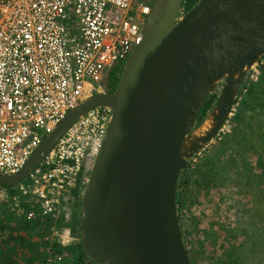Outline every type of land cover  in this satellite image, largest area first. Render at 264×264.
Returning a JSON list of instances; mask_svg holds the SVG:
<instances>
[{
    "label": "water",
    "instance_id": "95a60500",
    "mask_svg": "<svg viewBox=\"0 0 264 264\" xmlns=\"http://www.w3.org/2000/svg\"><path fill=\"white\" fill-rule=\"evenodd\" d=\"M151 0L113 92L78 104L45 137L21 184L78 119L110 113L86 183L79 246L91 264H191L183 242L179 179L221 132L240 89L264 56V0ZM219 89L200 124L205 103Z\"/></svg>",
    "mask_w": 264,
    "mask_h": 264
},
{
    "label": "built area",
    "instance_id": "2783aa9c",
    "mask_svg": "<svg viewBox=\"0 0 264 264\" xmlns=\"http://www.w3.org/2000/svg\"><path fill=\"white\" fill-rule=\"evenodd\" d=\"M150 2L0 0V175L19 173L69 112L107 93L103 81L130 57ZM109 119L103 108L87 112L26 178L28 184L15 186L37 210L28 219L58 221L61 197L86 186L84 162L95 160ZM50 231L51 245L78 247L79 230L53 226ZM64 256L49 249L46 263L57 264Z\"/></svg>",
    "mask_w": 264,
    "mask_h": 264
},
{
    "label": "rangeland",
    "instance_id": "374dc122",
    "mask_svg": "<svg viewBox=\"0 0 264 264\" xmlns=\"http://www.w3.org/2000/svg\"><path fill=\"white\" fill-rule=\"evenodd\" d=\"M182 13H186L184 12V6ZM258 67L249 73L247 77L248 84L257 82L259 78ZM113 71L117 73V69ZM108 84H110V81H103L104 88ZM218 90L216 89L215 96L218 95ZM231 117L232 113L229 119ZM228 120L212 143L200 151L190 162L182 174L181 181L184 179V173L188 169L194 170L196 165L198 163L200 164V161L202 159L204 160L208 154L212 162H216L215 164L219 166L221 173L229 168L224 163V158H221L220 149L218 148L223 136L230 133L231 123ZM259 123H263L264 130V119ZM252 124V131H254L252 144L255 150L248 151L246 158L251 173L254 175L258 173L254 164L257 160V154L262 149V145L260 146V144L264 136L261 135L259 137L257 126L255 123ZM204 154L206 155L204 156ZM237 168L239 167L237 166L232 169V176L229 177L225 186H219L207 192L197 189V187L193 186V181H191V185L188 186L187 192L185 193V200L182 203L181 211H179V222L182 231L183 228L186 231L190 230L189 232L187 231V234H183L186 252L188 249L195 248L202 257L200 259L198 255L200 260L196 264H214L215 261L219 260L220 256L228 251L231 244L235 246L241 244L239 237L229 239L226 235L228 232L238 228L237 224L239 221H242V218L248 219L252 224L253 230L249 233L264 238V185L255 186L254 189L247 192L244 196H239V187L233 179ZM21 183L22 185H27L28 181L24 179ZM195 189L198 191H195ZM12 191L13 195L8 190L4 194L5 196L2 195V197L0 195V223L5 228V234H0V243L2 244V241L5 239L3 242H7L6 247L12 253L18 255L17 259L13 261L14 264H46L49 247L51 245L50 229L53 226H61L77 232L79 230H77V227H79L82 197L79 195V198L74 199V202L70 206L68 204L70 194L63 195L61 197V203L64 210L61 211L58 221L52 223L45 218L28 219L27 217L30 213L37 214L33 201L28 197L19 196L14 188ZM178 194H180V187ZM237 203L240 204L238 205ZM240 209H242V215L244 217H242L241 213L237 215V212L241 211ZM233 236H236V234H233ZM78 247L70 249L67 257H62V260L57 264H87L85 261L78 262L77 257L80 254ZM213 256H215V260H212Z\"/></svg>",
    "mask_w": 264,
    "mask_h": 264
},
{
    "label": "trees",
    "instance_id": "16d2710c",
    "mask_svg": "<svg viewBox=\"0 0 264 264\" xmlns=\"http://www.w3.org/2000/svg\"><path fill=\"white\" fill-rule=\"evenodd\" d=\"M200 0H185L184 12H188L192 9ZM259 78L255 83H243L240 89L238 99L235 102L232 117L228 120L231 123L230 133L223 136L221 142L219 143V152L221 158H224V163L229 167L222 173L219 171V166L212 162L210 155L205 156L204 160L200 161V164L196 165V168L192 171L188 169L184 173V179H179L178 186L180 187V194H178L177 204L179 205L178 213L181 211L182 203L185 200L186 192L188 186L191 185L190 182L193 181V186L197 187L199 190L211 191L219 186H225L228 182L230 176H232V169L235 167L237 171L235 172L233 179L238 185L239 196H244L247 192L255 188V186L264 185V138L261 141V150L257 154V160L254 164L258 170L257 174H252L250 166L248 164L246 154L250 150H255L252 144L254 138V131H252V123H255L259 130V137L264 136L263 123H259L264 119V56L260 60V65L258 67ZM120 73L117 71H110L107 75L108 82L110 84L106 86L107 91L115 90L117 85V75ZM215 95L210 97L205 103L201 115L197 121L200 124L206 117L207 112L212 108L215 100ZM256 120V121H255ZM253 137V138H252ZM256 137V136H255ZM214 150V149H213ZM218 162V161H217ZM15 187H0L1 189H6L12 191ZM195 189V191H198ZM70 198L68 199V204L77 198L75 190L70 193ZM71 199V201H70ZM241 203V201H240ZM240 203H237L238 205ZM244 206V205H243ZM237 212V215L243 214L242 209ZM244 217V215H242ZM237 224L238 228H235L226 235L229 239L234 237H239L241 244L238 246L232 245L229 247L228 251L219 257V260L215 261L214 264H264V238L261 236L253 235L249 233L253 230L252 224L248 219L242 218ZM180 221V219H179ZM181 227V224H180ZM79 227H77V230ZM188 232L190 230H187ZM187 231L183 228V234H187ZM0 234H5V228L0 223ZM236 234V236H233ZM242 238V239H241ZM5 240V239H4ZM3 240V241H4ZM0 245V264H14V260L17 259L18 255L12 253L7 247V242H3ZM9 246V245H8ZM80 254L77 257L78 262H86L91 264L85 256L83 255L80 246L78 247ZM49 249L55 256L65 255L69 252L68 248H62L60 245H50ZM188 258L191 264H196L198 260L202 257L198 254L196 249L187 250ZM200 259H199V257ZM212 260H215L213 256ZM45 261V260H44ZM45 264V263H44ZM47 264V263H46Z\"/></svg>",
    "mask_w": 264,
    "mask_h": 264
},
{
    "label": "flooded vegetation",
    "instance_id": "af4514ba",
    "mask_svg": "<svg viewBox=\"0 0 264 264\" xmlns=\"http://www.w3.org/2000/svg\"><path fill=\"white\" fill-rule=\"evenodd\" d=\"M114 91V90H113ZM112 90H108L107 92H113ZM94 163V160L92 161L89 157L86 158L85 162H84V168H83V173H82V178L85 179L87 181L88 177H89V174H90V171H91V167ZM84 186L85 185H82V184H79L76 188V194H81V197H82V194L84 192Z\"/></svg>",
    "mask_w": 264,
    "mask_h": 264
}]
</instances>
